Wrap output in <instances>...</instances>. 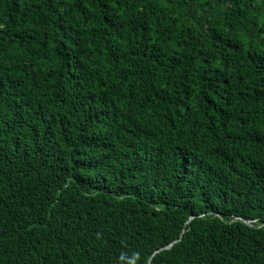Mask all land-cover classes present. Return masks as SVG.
Wrapping results in <instances>:
<instances>
[{"label":"trees","instance_id":"trees-1","mask_svg":"<svg viewBox=\"0 0 264 264\" xmlns=\"http://www.w3.org/2000/svg\"><path fill=\"white\" fill-rule=\"evenodd\" d=\"M0 264H264V0H0Z\"/></svg>","mask_w":264,"mask_h":264},{"label":"water","instance_id":"water-1","mask_svg":"<svg viewBox=\"0 0 264 264\" xmlns=\"http://www.w3.org/2000/svg\"><path fill=\"white\" fill-rule=\"evenodd\" d=\"M245 223H247V224H248V222H247V221H245ZM164 249H166V248H164Z\"/></svg>","mask_w":264,"mask_h":264}]
</instances>
